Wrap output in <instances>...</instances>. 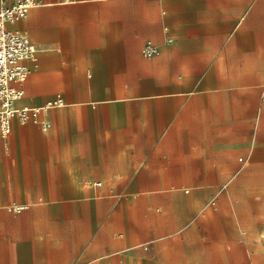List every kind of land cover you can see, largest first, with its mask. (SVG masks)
Wrapping results in <instances>:
<instances>
[{
  "label": "crops",
  "instance_id": "obj_1",
  "mask_svg": "<svg viewBox=\"0 0 264 264\" xmlns=\"http://www.w3.org/2000/svg\"><path fill=\"white\" fill-rule=\"evenodd\" d=\"M36 1L0 264H264V0Z\"/></svg>",
  "mask_w": 264,
  "mask_h": 264
},
{
  "label": "built area",
  "instance_id": "obj_2",
  "mask_svg": "<svg viewBox=\"0 0 264 264\" xmlns=\"http://www.w3.org/2000/svg\"><path fill=\"white\" fill-rule=\"evenodd\" d=\"M62 1L65 4L75 2V0ZM37 4L36 0L0 1V129L4 138L11 135L15 120L21 124H40L43 130L47 131L50 124L41 117L48 114L51 108L63 106L62 99L44 106H17V103L25 96L23 85L31 72L29 63L36 65L38 50L24 32L11 26L26 19L31 9ZM156 53V47L152 42H148L143 49V55L152 57ZM89 184L102 186L99 181ZM27 208V205L10 207L13 212H20Z\"/></svg>",
  "mask_w": 264,
  "mask_h": 264
},
{
  "label": "rangeland",
  "instance_id": "obj_3",
  "mask_svg": "<svg viewBox=\"0 0 264 264\" xmlns=\"http://www.w3.org/2000/svg\"><path fill=\"white\" fill-rule=\"evenodd\" d=\"M218 197V196H217ZM263 197V196H262ZM264 198V197H263ZM219 200V198H217ZM264 200V199H263ZM264 205V203H263ZM264 211V210H263ZM200 217H204L205 220L207 219L209 221H212V219H218L219 220V217L222 219L223 217V211L221 209H218L213 215H203L200 211ZM203 227H206V229L210 232L211 228L209 227V225L207 226H203ZM197 246L198 248L200 249H209L211 248L212 246V243L211 242H199L197 243ZM246 246H248V248H250V250H253L256 248V243L255 242H247L246 243ZM194 247H196V245L194 244ZM236 249H239V245L235 247Z\"/></svg>",
  "mask_w": 264,
  "mask_h": 264
}]
</instances>
